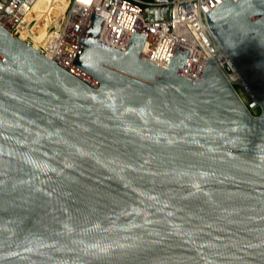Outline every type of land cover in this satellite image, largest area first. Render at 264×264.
<instances>
[{
	"label": "water",
	"instance_id": "water-1",
	"mask_svg": "<svg viewBox=\"0 0 264 264\" xmlns=\"http://www.w3.org/2000/svg\"><path fill=\"white\" fill-rule=\"evenodd\" d=\"M207 28L257 103L210 57L198 80L97 40L71 63L0 26V264H264V0H221Z\"/></svg>",
	"mask_w": 264,
	"mask_h": 264
},
{
	"label": "built area",
	"instance_id": "built-area-1",
	"mask_svg": "<svg viewBox=\"0 0 264 264\" xmlns=\"http://www.w3.org/2000/svg\"><path fill=\"white\" fill-rule=\"evenodd\" d=\"M221 0H65L60 18L44 27L36 47L26 35L24 42L90 86L96 81L71 61L90 13L103 17L97 40L123 50L132 29L145 34L140 58L165 67L174 46L186 50L179 74L200 78L208 57L228 81L251 115L257 103L233 65L213 40L205 13ZM38 0H0V26L20 37L36 22ZM47 5V8H50ZM48 11V10H47ZM20 39V38H19ZM240 90L242 96L237 92Z\"/></svg>",
	"mask_w": 264,
	"mask_h": 264
},
{
	"label": "bare ground",
	"instance_id": "bare-ground-1",
	"mask_svg": "<svg viewBox=\"0 0 264 264\" xmlns=\"http://www.w3.org/2000/svg\"><path fill=\"white\" fill-rule=\"evenodd\" d=\"M64 1L65 0H38L36 9L38 15H36V22L28 32L22 33L19 38L22 39L28 35L32 41V46L36 47L44 35V27L50 21L60 18ZM50 4V8H47L46 6Z\"/></svg>",
	"mask_w": 264,
	"mask_h": 264
},
{
	"label": "rangeland",
	"instance_id": "rangeland-1",
	"mask_svg": "<svg viewBox=\"0 0 264 264\" xmlns=\"http://www.w3.org/2000/svg\"><path fill=\"white\" fill-rule=\"evenodd\" d=\"M237 92L240 94V96H242V93L240 92V90L237 88V86H235Z\"/></svg>",
	"mask_w": 264,
	"mask_h": 264
},
{
	"label": "trees",
	"instance_id": "trees-1",
	"mask_svg": "<svg viewBox=\"0 0 264 264\" xmlns=\"http://www.w3.org/2000/svg\"><path fill=\"white\" fill-rule=\"evenodd\" d=\"M255 114H258V109L257 108L255 109Z\"/></svg>",
	"mask_w": 264,
	"mask_h": 264
}]
</instances>
